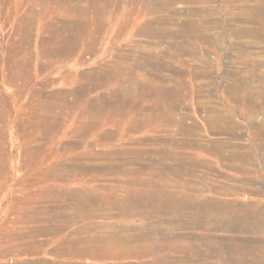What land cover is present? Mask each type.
<instances>
[{
    "label": "rangeland",
    "instance_id": "1",
    "mask_svg": "<svg viewBox=\"0 0 264 264\" xmlns=\"http://www.w3.org/2000/svg\"><path fill=\"white\" fill-rule=\"evenodd\" d=\"M234 79L243 82L239 92L227 87ZM259 85L264 0H0V264L58 260L51 253L55 234H87L116 222L120 209L104 217L111 210L103 201L94 218L68 220L55 234L42 217L79 190H95L100 199L129 196L128 183L146 177V169H127L148 158H189L193 170L183 176L201 188L178 193L195 209L209 200L222 208L225 201L264 204ZM220 138L222 154L211 149ZM120 161L126 171L116 170ZM169 215L155 218L179 235L164 248L74 263L240 264L248 257L264 264V253L243 250L261 234L216 227L204 214L177 226ZM123 218L143 225L137 216ZM46 239L36 255L14 250L18 242ZM231 243L238 246L229 250Z\"/></svg>",
    "mask_w": 264,
    "mask_h": 264
},
{
    "label": "bare ground",
    "instance_id": "2",
    "mask_svg": "<svg viewBox=\"0 0 264 264\" xmlns=\"http://www.w3.org/2000/svg\"><path fill=\"white\" fill-rule=\"evenodd\" d=\"M189 25L195 29L200 28V24L196 20L190 21ZM247 31V29L243 28L238 29L239 33ZM227 87L231 91L239 92L240 89L243 88V82L240 79H234L229 82ZM259 88L261 90L262 88H264V86L259 85ZM235 98L238 100L239 96H235ZM256 126L262 132L264 131L262 130L264 127V121L258 122ZM215 129L221 134H226L228 131V129L224 128V126H217ZM177 142L179 143V141H173L172 144H175ZM225 143L226 141L223 142L220 138V142H217L215 144L213 143L211 149L218 154H222L220 152ZM163 156H161L158 161L148 158L145 163L141 162L139 164L138 162L137 164L139 165H135L134 167L131 166V168L127 169L131 174L132 172H134L135 174L139 173V171H143L141 169H146V171L144 170L146 177L132 178L128 183L129 187L132 188L129 196L127 195L128 197H120L119 195L112 193L107 195V197L105 196L104 199H100L98 192L92 189H86L72 192L66 197L57 199L60 201H58L56 204L53 203L47 209V214H44V216L42 217L46 221L50 222V227L48 226L46 232L49 231L53 234L60 232V230L62 229V224L67 222L68 220L79 221L80 219L94 218L98 213L97 205L98 203H100V201L104 202L106 208L105 210H113L114 208L120 209L121 213L119 211L118 212L119 215L122 216L117 220L115 219L116 222L107 223L109 225L106 224L107 227H104L105 229L102 227L101 230L98 229L92 232L87 231V234H80L79 231H75L65 238H56L57 235L55 234L53 236V239H55L53 243L55 244L52 246L51 253L55 256V258L63 257L64 259L60 258L58 260L51 261L46 259H34V261L32 262H26L24 264H75L74 259L81 257H88L93 260L99 261L116 256L144 255L150 249L156 246L158 247V249L162 247L164 248L163 243L165 242L166 244L167 241L169 242L168 237L175 239L178 238L179 235L177 232H174V234H172L170 228L168 227H159L156 225L157 219L155 218L158 213L162 212H169L170 215L168 218L174 220V222L176 221V225L178 224L177 226L182 225V220L184 219V217L189 218V220L191 221H195L198 216H203L204 214V217L207 219V221L213 220L216 222V227L221 226L224 229H236L239 230V232H253L254 235H256L255 237L257 239H259L258 234H261L259 239L260 242L257 241L254 244L246 243L245 245L247 246H244L243 248L245 249L243 250H246L248 254L253 252L264 253V204L257 202H246L239 205L235 204V206H232L228 201H225V203H222L224 205L222 208L216 206L210 207L211 203H213V200H209L208 202H206V207L203 210L198 206L195 209L194 201H190L191 203L187 202L186 200L188 199V196L184 195V193H178L180 187L193 191L201 188V185L195 184L196 182L189 184L191 182L190 179L192 178L183 176L186 171L188 172L193 170V163H190L188 161L189 158L187 160L184 156L181 155H175L172 159H170L171 161L168 162L165 160L166 155L165 157ZM124 158L126 159L125 156ZM128 159L130 160V158ZM139 160H142V158L138 159L137 161ZM133 161L134 160L131 161L132 164H135V162ZM131 162L128 161V163ZM111 163L113 164V162ZM117 164L119 166L116 170H118L119 172H121L120 170L126 171L125 167H123L124 164L121 161L120 163L117 162ZM114 166L115 165H112V168ZM109 169H111V167ZM109 169H107V171ZM167 176H173L174 180L169 181L171 178H168ZM112 186L114 187V185ZM133 188L135 190H133ZM87 203L90 204L91 208H86ZM214 204L217 203L214 202ZM112 210L106 212L104 211L103 216L110 217L112 215ZM134 216L139 217L143 225H134L132 223H129L130 220L128 218H123ZM159 239L163 242H158ZM140 240L148 241L147 244L149 248L147 249L142 246L144 242L142 244H137V241ZM48 241L49 240L46 239L37 242L36 244H30L28 240L23 243L18 242L14 250H16V253L18 254L26 253L36 255L40 252L41 246L45 243L47 244ZM176 243L177 242H171L170 244H172V247H179V244ZM251 243L253 242L251 241ZM233 244L234 243H231L228 246L229 250H232ZM261 262L263 263V260H261ZM240 264H256V262L248 257H245L244 259H242Z\"/></svg>",
    "mask_w": 264,
    "mask_h": 264
}]
</instances>
